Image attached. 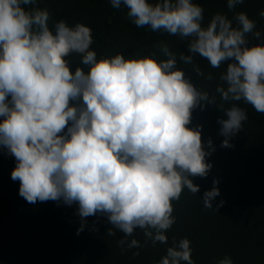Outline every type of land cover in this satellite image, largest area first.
I'll list each match as a JSON object with an SVG mask.
<instances>
[{"label": "clouds", "instance_id": "1", "mask_svg": "<svg viewBox=\"0 0 264 264\" xmlns=\"http://www.w3.org/2000/svg\"><path fill=\"white\" fill-rule=\"evenodd\" d=\"M36 0H0V147L15 158L11 178L19 180V195L29 203H76L83 229L85 218L103 214L124 235L128 248L143 230L153 244L165 243V231L176 220L172 201L186 188L196 194V176H206L211 154L201 139V126L189 127L192 111L215 97L197 88L167 44L155 54L97 58L90 48L91 29L64 20L50 29L47 9L26 8ZM243 0H227L234 9ZM126 8L138 27L150 26L188 41L179 60L193 63L194 54L213 68L227 62L217 86L226 118L218 119L222 147L239 133L247 111L264 119V44L249 46L255 21L240 11L236 25L216 13L202 26L203 8L195 0H110ZM264 17V11L260 12ZM80 54L81 66L70 70V54ZM202 75L200 69H195ZM211 77H209L210 79ZM247 110V111H246ZM214 185L203 193L205 208L219 195ZM109 235H115L111 229ZM188 238L166 249L158 264H194ZM138 254V253H136ZM219 264H231L225 258Z\"/></svg>", "mask_w": 264, "mask_h": 264}, {"label": "trees", "instance_id": "2", "mask_svg": "<svg viewBox=\"0 0 264 264\" xmlns=\"http://www.w3.org/2000/svg\"><path fill=\"white\" fill-rule=\"evenodd\" d=\"M203 8L202 26H206L216 13H222L236 25L234 16L243 11L255 21L253 31L261 37L248 34L249 46L264 44V0H243L234 9L227 0H195ZM26 8L47 9L48 24L64 20L70 26L82 23L90 27L93 42L90 48L97 58L117 53L127 57L155 54L157 59H167L159 54V45L167 44L177 57V67L185 71L194 85L215 97L216 105L202 102L192 111L189 127L201 126V139L211 154L206 160L212 164L206 176H196V194L184 189L178 200L172 201L175 223L165 231V243L147 240L143 230L134 229L132 238L140 246L128 248L119 240L123 233L97 213L85 218L81 227L78 205L63 201H37L32 204L19 195V180L11 178L15 158L0 147V264H158L166 249L188 238L194 264H219L227 258L231 264H264V119L247 111L238 134L231 137V147H222L225 139L220 134L218 119L226 118L219 107L228 108L233 103L244 107L243 102L222 101L217 86L226 87L220 79L227 62L213 68L206 58L194 54L193 63L185 65L179 56L187 54L188 41L166 31H153L150 26L138 27L128 17L123 6L115 9L110 0H36ZM70 70L81 66L80 54H70ZM202 75H198L196 68ZM209 77H211L209 79ZM219 195L213 208H205L203 193L214 185ZM111 229L115 235H109ZM138 253V254H136Z\"/></svg>", "mask_w": 264, "mask_h": 264}]
</instances>
